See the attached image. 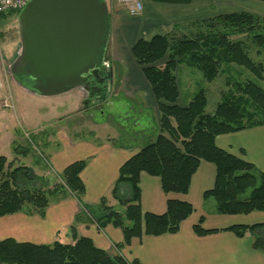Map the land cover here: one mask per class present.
I'll return each instance as SVG.
<instances>
[{"label":"trees","instance_id":"1","mask_svg":"<svg viewBox=\"0 0 264 264\" xmlns=\"http://www.w3.org/2000/svg\"><path fill=\"white\" fill-rule=\"evenodd\" d=\"M148 1L190 4L192 0ZM195 25L198 30L191 32L189 38H177L171 33L156 34L151 39H139L132 48L133 58L151 86L156 100L161 134L121 167L112 195L117 198L119 186L129 185L131 198L122 200L126 206L125 213L116 212L107 205L106 199L99 206L89 208L100 227L111 224L122 230L125 245L143 235L177 234L181 224L194 213L191 204L173 199L168 200L164 215L143 213L140 187L142 173L159 177L167 195L187 194L201 162L206 161L216 166L217 176L214 188L207 191L204 198L215 201L217 213L249 215L264 211V171L257 170L253 164L216 145L218 136L264 126V89L251 80H227L228 91L222 95L215 113L209 115L206 113L208 100L204 90L196 94L187 106L178 104L181 92L176 76L179 65L186 64L200 71L212 83L225 73V66H236L263 81L264 63L252 59L246 44L249 41L258 55L264 53V18L241 12L219 15L189 26L194 28ZM86 165V161H79L68 166L59 176L63 185L49 195L42 190H21L18 187L21 178L26 185L33 181L28 177L29 171L22 167L12 170L7 158L0 155V217L22 212L26 205L43 211L48 207L50 198L63 190L82 200L86 187L81 173ZM248 190H251L250 194L244 197ZM203 223L202 218L194 227L198 236L217 232L205 230ZM260 229H264V224L233 226L225 231L244 238L248 233ZM72 232L75 230L72 229ZM253 248L264 251V237H257ZM0 263L141 264L138 260L128 261L119 255L111 256L96 248L87 238H78L74 244L56 242L43 246L4 240L0 242Z\"/></svg>","mask_w":264,"mask_h":264},{"label":"crops","instance_id":"2","mask_svg":"<svg viewBox=\"0 0 264 264\" xmlns=\"http://www.w3.org/2000/svg\"><path fill=\"white\" fill-rule=\"evenodd\" d=\"M118 8L126 10L121 5H118ZM241 12L264 18V2L192 0L190 4H160L145 0L143 13L138 17H131L118 10L114 14L110 13L111 35L105 62L112 71L113 86L118 67L122 73V67L129 66V69H125L126 72L120 75V80L128 94L145 91L153 96L151 86L132 55L136 41L141 38L147 39V36L152 38L157 31L167 32L166 34L173 31L175 33L180 28L219 15ZM252 50L253 52H250L252 59L257 63H264V53L258 55L254 48ZM107 53H109L108 57ZM73 91H80L83 94L78 89ZM153 111L155 129L152 133L145 132L143 138L142 136L137 138L135 133L129 135L125 132V128H122L123 126L113 123V116L116 114L113 109L109 113V119L112 121L107 119V122L115 128L116 136L113 140L111 138L98 140L99 138L94 135L90 139H83L79 135L80 130L77 125L72 126L67 132L61 131L57 138L58 151L51 155L53 173L46 172L44 177L48 179L54 174L59 178L71 164L86 161L87 165L81 173V179L86 187L83 199L79 200L69 191L63 190L64 192L51 197V202L43 211H38L29 205L22 212L0 217V242L11 239L18 243L43 246L53 245L56 242L74 244L78 238H87L96 248L111 256L119 255L128 261L138 260L141 264H264V251L253 248L255 239L264 237V229L248 233L244 238L225 231L233 226L264 224V211H255L249 215H221L217 213L216 205L214 208H208L209 200H205L204 195L214 188L217 169L214 164L206 161L201 162L191 180L187 194L167 195L162 189L159 177L147 173L141 174L143 213L164 215L167 212L169 199L187 202L194 207V213L181 224L177 234L143 235L141 238L132 239L129 245H125L121 229L111 224L105 227L99 226L89 208L99 206L103 199H106L107 205L116 212L124 214L126 211L122 200L131 198L129 185L119 186L117 198L113 197L112 190L119 178L121 167L143 146L155 141L161 134L159 112L157 108H153ZM79 112L80 110L72 115ZM103 116L104 119L107 118L105 113ZM123 136L133 142L121 143L122 139L126 140ZM216 145L233 156L253 164L257 170L264 171V126L218 136ZM202 218L205 230L217 232L198 236L194 227ZM72 229L75 230L74 233Z\"/></svg>","mask_w":264,"mask_h":264},{"label":"rangeland","instance_id":"3","mask_svg":"<svg viewBox=\"0 0 264 264\" xmlns=\"http://www.w3.org/2000/svg\"><path fill=\"white\" fill-rule=\"evenodd\" d=\"M106 1L111 14L118 10V12L129 15L127 10L118 8V5H120L118 0ZM142 1L144 4L145 0ZM20 12L21 10L14 14L0 15V155L7 158L8 165L11 164L12 170L22 167L29 171L28 177L33 181L26 185L21 178L18 183V187L21 190L25 188L30 191L42 190L45 194L50 195L63 185L60 177L58 178L54 174L50 175L48 179L44 177L46 172L53 173L51 155L58 151L57 138L61 131L67 132L72 126L77 125L80 130L79 135L83 139H90L94 135L97 139L99 138L98 140H107L108 138L113 140L116 136L115 128L110 122H107L109 113L113 109V112H116L117 115L114 114V121L109 119L110 121L123 126L122 128H125V132L129 135L135 133L137 138L138 136L143 138V135L146 134L145 132L152 133L155 129L153 108H157V103L154 97L145 91L128 94L120 80V75L125 73V69H129V66L122 67V73L120 72V67H118L117 75L115 74L116 81H114L108 103L100 107L103 108L106 119L100 112L96 113L94 117L83 113L85 108H80L83 97L80 91H72L52 97H42L22 88L16 83L10 71L14 60L21 50L17 23V16ZM188 28L175 33L173 31L171 35L173 34L177 38H189L191 32L198 30L196 25L194 28L190 26ZM166 33L157 31L155 34ZM150 38L151 36H147V39ZM243 38L245 39V37ZM246 45L252 53L253 48L249 41H247ZM107 54L108 57L109 53ZM224 68L226 70L225 73L210 83L200 71L186 64L179 65L176 71L181 92L178 104L182 107L187 106L196 94L204 90L208 100L206 113L213 115L222 99V95L229 89L227 80H251L257 82L264 89V81L257 80L256 76L246 69L236 66H225ZM8 98H11L9 100L11 107L5 108V101ZM78 110H80L79 113L72 115ZM69 115L71 116L68 118L67 116ZM123 118H126L125 121L122 120ZM123 138L126 139L127 137L123 136ZM120 142L131 144L133 140L128 141L126 139L124 141L122 139ZM30 170L34 172L33 177H30ZM250 192L251 190H248L244 197H248ZM208 202V208L215 207L216 204L213 199H209ZM27 206L29 205H26L24 209Z\"/></svg>","mask_w":264,"mask_h":264},{"label":"water","instance_id":"4","mask_svg":"<svg viewBox=\"0 0 264 264\" xmlns=\"http://www.w3.org/2000/svg\"><path fill=\"white\" fill-rule=\"evenodd\" d=\"M17 23L21 50L10 71L30 93L42 97L77 89L85 93L100 72L112 74L105 62L111 35L105 0H31Z\"/></svg>","mask_w":264,"mask_h":264},{"label":"flooded vegetation","instance_id":"5","mask_svg":"<svg viewBox=\"0 0 264 264\" xmlns=\"http://www.w3.org/2000/svg\"><path fill=\"white\" fill-rule=\"evenodd\" d=\"M112 77L111 73L106 72H100L98 78H94L91 80L93 82L91 84V88H89L90 91L83 92V97L81 100L80 108H85L83 113L89 114L90 116L94 117L96 113H102L103 115V108H100L103 106V104L108 103L109 95L113 89L112 80H109L107 77ZM93 78V77H92ZM111 81V86L106 91V87L108 89V84Z\"/></svg>","mask_w":264,"mask_h":264},{"label":"built area","instance_id":"6","mask_svg":"<svg viewBox=\"0 0 264 264\" xmlns=\"http://www.w3.org/2000/svg\"><path fill=\"white\" fill-rule=\"evenodd\" d=\"M31 0H0V15L11 14L22 10ZM131 17H138L143 13L144 4L142 0H118ZM11 99V98H10ZM5 101V108H10V100Z\"/></svg>","mask_w":264,"mask_h":264}]
</instances>
